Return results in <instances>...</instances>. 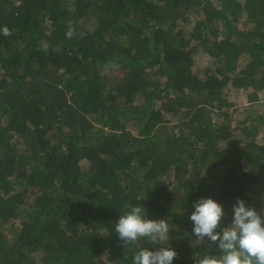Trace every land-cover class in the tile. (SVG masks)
Segmentation results:
<instances>
[{
  "label": "trees",
  "instance_id": "trees-1",
  "mask_svg": "<svg viewBox=\"0 0 264 264\" xmlns=\"http://www.w3.org/2000/svg\"><path fill=\"white\" fill-rule=\"evenodd\" d=\"M263 100L264 0H0V264L218 255L193 202L264 210ZM140 204L170 232L125 249Z\"/></svg>",
  "mask_w": 264,
  "mask_h": 264
},
{
  "label": "clouds",
  "instance_id": "clouds-1",
  "mask_svg": "<svg viewBox=\"0 0 264 264\" xmlns=\"http://www.w3.org/2000/svg\"><path fill=\"white\" fill-rule=\"evenodd\" d=\"M5 36L11 35L10 30L3 28ZM66 37L77 33L72 21H68ZM194 211L189 219L193 222V235L197 241H205L216 245L218 255L194 253L195 264H264V210L246 205L237 198L233 204V216L228 226L222 227L225 216L224 208L212 198H199L193 202ZM147 209L141 204L130 206L129 210L120 215L115 224L122 246L126 249L141 238H147L150 245H161L170 232L167 219H147ZM217 229H220L217 231ZM178 257L177 251L171 247L161 246L154 251L140 249L133 257V264H172Z\"/></svg>",
  "mask_w": 264,
  "mask_h": 264
},
{
  "label": "rangeland",
  "instance_id": "rangeland-1",
  "mask_svg": "<svg viewBox=\"0 0 264 264\" xmlns=\"http://www.w3.org/2000/svg\"><path fill=\"white\" fill-rule=\"evenodd\" d=\"M238 103H240V104H246V99H244V96L243 95H240L238 98ZM262 103H264V100H263V102ZM260 105H263V104H260ZM257 106V105H256ZM263 108V107H262ZM262 108L261 109H259V110H262ZM240 110H241V108H239ZM258 110V111H259ZM264 111V110H263ZM260 112V111H259ZM237 118H239V119H241V118H244V115L243 114H240V115H238V117Z\"/></svg>",
  "mask_w": 264,
  "mask_h": 264
}]
</instances>
